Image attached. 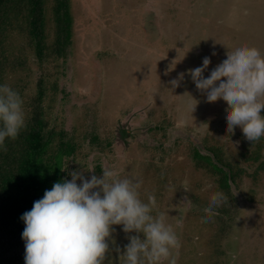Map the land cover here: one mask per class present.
Wrapping results in <instances>:
<instances>
[{
  "label": "rangeland",
  "instance_id": "374dc122",
  "mask_svg": "<svg viewBox=\"0 0 264 264\" xmlns=\"http://www.w3.org/2000/svg\"><path fill=\"white\" fill-rule=\"evenodd\" d=\"M53 6L54 0H45L42 59L29 47L22 16L9 20L0 42L9 67L0 84L18 92L27 80L21 95L28 97L42 81L50 128H63L76 145L64 159V177L94 168L84 173L87 179L112 168L120 178L139 181L141 199L154 195L153 215L167 213L177 233L175 264H264V146L247 141L238 127L226 129V102L205 99L189 76L179 87L171 85L202 57L211 67L236 43L264 54V0H70L66 57L52 54ZM25 58L27 69H21ZM186 93L199 100L192 124ZM204 146L242 170L231 183L227 224L218 212L204 218L209 194L219 191L209 171L191 160L193 147L210 154ZM114 227L104 264H124L120 254L132 235ZM14 252L24 254V246Z\"/></svg>",
  "mask_w": 264,
  "mask_h": 264
},
{
  "label": "clouds",
  "instance_id": "9594fccd",
  "mask_svg": "<svg viewBox=\"0 0 264 264\" xmlns=\"http://www.w3.org/2000/svg\"><path fill=\"white\" fill-rule=\"evenodd\" d=\"M209 65L210 58L202 57L200 65L171 81L172 88L189 76L205 99L219 97L226 102V129L233 133L238 127L250 143L260 140L264 137V54L247 43H236ZM187 96L191 101L187 116L192 124L194 116L190 114L199 100ZM24 127L20 94L0 84V150L6 139H15ZM84 173L95 170L68 173L70 179L54 182L20 217L24 264H104L114 226L132 234L120 254L124 264H175L172 250L179 239L167 223V213L153 215L156 197L149 194L142 200L140 182L120 178L112 168H103L99 175L87 179ZM223 200V192H211L204 218H210Z\"/></svg>",
  "mask_w": 264,
  "mask_h": 264
},
{
  "label": "trees",
  "instance_id": "16d2710c",
  "mask_svg": "<svg viewBox=\"0 0 264 264\" xmlns=\"http://www.w3.org/2000/svg\"><path fill=\"white\" fill-rule=\"evenodd\" d=\"M16 8L18 13L14 11ZM52 11L56 25L52 54L66 57L72 32L70 0H54ZM16 15L22 16L21 27L29 38V47L35 49L38 59L44 58L47 50L45 0H0V42L9 20ZM26 61L27 58L22 61L21 69H27ZM15 66L19 67L20 63ZM6 67H9L7 58L0 53V74L5 73ZM25 86L27 80L18 91L23 101L25 127L15 139H6L4 149L0 150V264H15L23 260V253L14 252L16 247L24 246L21 239L24 224L20 217L31 209L34 201L42 198L44 191L50 189L54 182L66 179L62 171L64 159L73 156L76 151L73 137H69L67 131L57 126L50 128L42 105L45 97L42 81L37 83L36 95L22 97L21 91ZM93 141L96 139L93 138ZM254 144L264 146L262 140L254 141ZM205 148L210 154L193 147L191 160L195 168L209 171L216 180V190L222 191L224 198L228 199L223 207L214 210L221 222L227 224L226 217L231 218L232 212L228 204L234 198L231 183L242 175V170L237 165L225 164L221 159L223 156ZM193 214L198 216L202 212Z\"/></svg>",
  "mask_w": 264,
  "mask_h": 264
}]
</instances>
